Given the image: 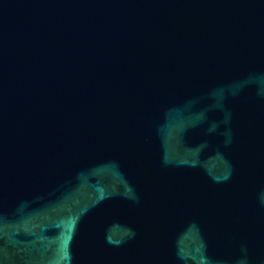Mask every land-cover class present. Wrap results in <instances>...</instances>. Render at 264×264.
Instances as JSON below:
<instances>
[{"label": "water", "instance_id": "95a60500", "mask_svg": "<svg viewBox=\"0 0 264 264\" xmlns=\"http://www.w3.org/2000/svg\"><path fill=\"white\" fill-rule=\"evenodd\" d=\"M0 264H264V0H0Z\"/></svg>", "mask_w": 264, "mask_h": 264}]
</instances>
